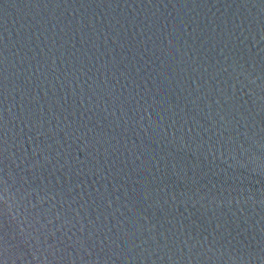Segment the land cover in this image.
Segmentation results:
<instances>
[{"label":"water","instance_id":"water-1","mask_svg":"<svg viewBox=\"0 0 264 264\" xmlns=\"http://www.w3.org/2000/svg\"><path fill=\"white\" fill-rule=\"evenodd\" d=\"M0 264H264V0H0Z\"/></svg>","mask_w":264,"mask_h":264}]
</instances>
